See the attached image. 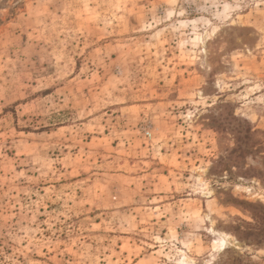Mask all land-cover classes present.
Returning <instances> with one entry per match:
<instances>
[{
    "label": "rangeland",
    "instance_id": "obj_1",
    "mask_svg": "<svg viewBox=\"0 0 264 264\" xmlns=\"http://www.w3.org/2000/svg\"><path fill=\"white\" fill-rule=\"evenodd\" d=\"M263 172L264 0H0V264H264Z\"/></svg>",
    "mask_w": 264,
    "mask_h": 264
},
{
    "label": "trees",
    "instance_id": "obj_2",
    "mask_svg": "<svg viewBox=\"0 0 264 264\" xmlns=\"http://www.w3.org/2000/svg\"><path fill=\"white\" fill-rule=\"evenodd\" d=\"M244 132H245L244 135H242V133H240V135L238 137H236V140L238 141V148L234 149L233 152H232V155L240 153L239 158H241V159H244L246 157V154L253 152L254 147H255L254 144L250 145V143H249V139H251L252 135H253V129L248 127V128L245 129ZM245 144H246V146H243ZM235 166L236 167H241L239 163H237ZM248 171H249V169H248ZM261 176L264 177V172L262 173ZM263 210H264V207H263ZM254 218L259 223V221L257 220L259 218V216L255 215ZM262 222H264V215L262 217ZM250 229L254 231V229H252V228H250ZM256 235H257V237H256L255 240L257 242L260 241V240H263V238H264V230L260 229L259 233L256 234Z\"/></svg>",
    "mask_w": 264,
    "mask_h": 264
}]
</instances>
